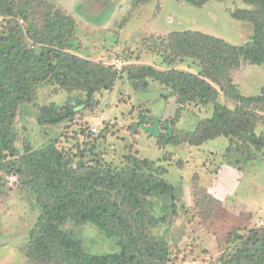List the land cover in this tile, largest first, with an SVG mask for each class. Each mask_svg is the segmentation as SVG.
I'll use <instances>...</instances> for the list:
<instances>
[{
  "label": "rangeland",
  "instance_id": "1",
  "mask_svg": "<svg viewBox=\"0 0 264 264\" xmlns=\"http://www.w3.org/2000/svg\"><path fill=\"white\" fill-rule=\"evenodd\" d=\"M45 1L75 20L70 51L85 61L114 67L120 79L112 89L97 90L92 97L84 88L69 91L54 81L40 83L35 98L20 106L14 126L18 156L8 158L7 169L0 170V264H39L32 259L30 238L40 208L35 192L14 169L23 156L47 146L56 147L75 166L119 168L136 158L153 162L157 174V169H167L163 179L174 190L150 198L148 212L155 220L148 235L164 245L152 242L143 256H134V264H229L236 249L256 248L257 230L264 227V150L257 164L245 165L241 155H227L223 161L229 145L225 138L201 147L160 146L161 133L176 128L194 131L200 121L212 117L213 106L201 109L192 104L177 116L175 100L160 98L163 90L157 80L148 78L147 89L136 91L124 70L131 65L168 70L164 42L173 32L198 31L235 46L245 44L253 34L252 26L233 19L232 12L247 6L241 0H213L200 8L180 0ZM14 33L0 16V39H13ZM116 60L123 66H116ZM177 69L200 71L192 60L179 63ZM232 75L241 95H259L264 87V67L245 64ZM219 103L235 107L223 93ZM66 105L75 112L63 122L39 123L42 108ZM261 126L258 134H264ZM237 165H244V171ZM230 168L237 173L233 179L227 177ZM226 197L231 200L225 202ZM257 204L260 209L247 212ZM65 230L92 256L123 252L119 239L109 238L92 224L70 223ZM238 233L245 236L238 239ZM164 250L166 262H159L156 257Z\"/></svg>",
  "mask_w": 264,
  "mask_h": 264
},
{
  "label": "trees",
  "instance_id": "2",
  "mask_svg": "<svg viewBox=\"0 0 264 264\" xmlns=\"http://www.w3.org/2000/svg\"><path fill=\"white\" fill-rule=\"evenodd\" d=\"M180 1L200 8L213 0ZM241 1L247 8L232 12V17L252 26L253 34L245 44L235 46L198 31L173 32L164 42L168 70L125 67L136 91L147 89L148 78L157 80L163 90L160 98L175 100L177 116L192 104L201 109L213 106L212 117L200 121L194 131L176 128L161 133L160 146L201 147L225 138L229 145L223 161L234 154L244 157L245 165L257 164L264 150V134L256 132L258 126L264 127V87L259 95H241L232 73L245 64L264 67V0ZM0 16L15 32L13 37L24 40L20 44L13 37L0 39V170H6V160L18 156L14 126L19 108L35 98L40 83L54 81L69 91L84 88L92 97L97 90L112 89L120 71L71 52L75 20L45 0H0ZM188 60L198 65V73L177 69ZM221 93L234 108L219 103ZM42 112L39 123L53 126L75 111L66 105L42 108ZM243 166L237 165V169L243 172ZM14 170L33 189L40 208L30 238L32 259L39 264H134V256H143L152 242L164 245L148 235L155 221L148 212L150 198L174 190L163 179L166 168L157 169V174L153 162L136 158L119 168L75 166L56 147L47 146L23 156ZM70 223L92 224L107 232L109 238L120 240L123 252L88 254L82 243L66 232ZM257 231V247L236 249L229 264H264V227ZM237 236L242 239L245 235ZM166 251L156 257L159 262H166Z\"/></svg>",
  "mask_w": 264,
  "mask_h": 264
},
{
  "label": "crops",
  "instance_id": "3",
  "mask_svg": "<svg viewBox=\"0 0 264 264\" xmlns=\"http://www.w3.org/2000/svg\"><path fill=\"white\" fill-rule=\"evenodd\" d=\"M176 108H177V105H176ZM174 109H175V107H174ZM226 172H227V175H228L227 177L229 179H233L234 175L235 176L237 175L236 170H234L232 168L226 170ZM219 198H221V197H219ZM224 200H225V202H229V200H231V198L226 197ZM229 206L232 207L234 210L237 209L235 205H229ZM260 206H262V205H259V204H257V205H250L251 208L248 209L247 212H253L256 209L258 210V209H260Z\"/></svg>",
  "mask_w": 264,
  "mask_h": 264
},
{
  "label": "built area",
  "instance_id": "4",
  "mask_svg": "<svg viewBox=\"0 0 264 264\" xmlns=\"http://www.w3.org/2000/svg\"><path fill=\"white\" fill-rule=\"evenodd\" d=\"M116 66H118V67H121V66H123V64H122V62L120 61V60H116ZM93 132H97V129L95 128V129H93ZM11 180L13 181H16L17 180V178H15V177H11Z\"/></svg>",
  "mask_w": 264,
  "mask_h": 264
}]
</instances>
